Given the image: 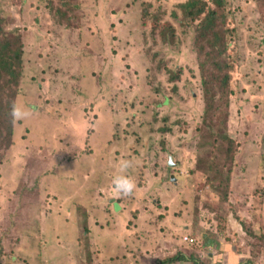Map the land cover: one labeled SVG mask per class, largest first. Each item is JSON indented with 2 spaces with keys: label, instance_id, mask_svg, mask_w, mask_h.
<instances>
[{
  "label": "rangeland",
  "instance_id": "1",
  "mask_svg": "<svg viewBox=\"0 0 264 264\" xmlns=\"http://www.w3.org/2000/svg\"><path fill=\"white\" fill-rule=\"evenodd\" d=\"M189 1L0 0V50L18 37L23 59L0 90L29 113L0 152V264H97L94 230L100 264H131L140 236L175 238L182 264L222 246L264 264V0Z\"/></svg>",
  "mask_w": 264,
  "mask_h": 264
},
{
  "label": "trees",
  "instance_id": "2",
  "mask_svg": "<svg viewBox=\"0 0 264 264\" xmlns=\"http://www.w3.org/2000/svg\"><path fill=\"white\" fill-rule=\"evenodd\" d=\"M199 3L200 2L198 0H190L189 3L187 5H183L182 8H184L186 11H189L190 14H192L194 16H201L204 14V9H202L196 13L191 11L192 9H195ZM203 30H205V29H203ZM12 36H15V35H12ZM21 45L22 44H21L20 38L17 37V38H15V41L12 44H9V46L4 47L0 50V79H5L8 83H11L13 86H16V84L18 83V80L21 76V68H22V63H23L22 46ZM13 46H14V48H13ZM5 97L8 98V93L0 90V152L2 151V149H6L9 147V145H10L9 140H10V138L13 137V130H11V128L13 127V125H12L13 120H12V117L10 115V110H11V106H12V98H10V100L8 101V107L9 108H6L5 107L6 106ZM14 102H15V100H14ZM100 166H101V164L98 163V164H96L95 168H99ZM91 172H93V171H91ZM118 203L122 207L121 202H117V203L114 202L112 204V207H110V205H109V207L111 209L110 212H107V211L106 212H98L97 208L94 207L93 210H95V212L97 214L96 220L101 223V218H102L101 214L106 215V219L111 218L113 220L114 217L118 216V215H115V213L117 214L118 211L120 210V208H118V206L120 207V205ZM103 204L104 203L102 201H100V203L98 205L103 206ZM115 205H116L117 209H115ZM87 214H89V213H87ZM92 214H94V211L92 212ZM0 215H2L4 217L6 215V213L0 212ZM102 230L105 231V234L108 233L109 235H111L110 232L113 231V229H111L109 227H102ZM107 242H109V240ZM184 258H185V256L183 254L177 253L174 256L166 257L160 261L152 262L151 264H170V263L175 262V261H180ZM193 264H199V263L194 262ZM214 264H218V263L216 262Z\"/></svg>",
  "mask_w": 264,
  "mask_h": 264
},
{
  "label": "crops",
  "instance_id": "3",
  "mask_svg": "<svg viewBox=\"0 0 264 264\" xmlns=\"http://www.w3.org/2000/svg\"><path fill=\"white\" fill-rule=\"evenodd\" d=\"M118 208L120 207L118 206ZM94 232H96V235L94 236V241H96V244L94 246V259L97 258V261H98L97 264H100V262H103L104 260H107V259H109V261H113L112 258H114L113 257L114 249L112 248L111 250H106L107 252L103 251L102 244H101L102 235L101 233H99L98 230H94ZM188 232L189 230H185L186 234H188ZM110 234L112 238L109 240V242H105V239H104V243L107 246L108 245L111 246L113 242L117 243L120 240L124 241L125 233H120L118 231L116 232L111 231ZM185 236H188V235H185ZM176 241L177 240H175V238H171V237L168 238V236L153 237V238L152 236L150 237L148 236V239H145V240L143 239V237L140 236V238L136 240V243H138V246L141 247V249L138 250L140 254H139V257H136L135 259H133V261H131V264H134L136 260L138 261V264H144L145 262L146 264H151L152 262L160 261L166 257L172 256L173 254H175V253H172V250H177V247L180 244L179 241L177 242ZM97 250H99V252ZM181 250L182 252H184L182 254L185 256V258L180 261L172 262L170 264H182L181 262L183 261L188 262L186 260H188L189 256L185 254L186 251H183V248ZM235 251L236 249L230 250L226 246H222L218 250H216L217 256L221 258L222 264H240L243 260L242 259L243 257L240 255V253H237ZM219 252L221 254H219Z\"/></svg>",
  "mask_w": 264,
  "mask_h": 264
},
{
  "label": "clouds",
  "instance_id": "4",
  "mask_svg": "<svg viewBox=\"0 0 264 264\" xmlns=\"http://www.w3.org/2000/svg\"><path fill=\"white\" fill-rule=\"evenodd\" d=\"M28 114H29L28 111H26L23 106L17 105L15 102L12 104L11 110H10V115H11L12 120L14 122L17 120L24 119L25 117L28 116ZM130 167H131L130 161H127V160L122 161L120 163L121 174L114 175L112 177V181H111L115 190L123 196L131 195L134 191V183L132 182V180L127 175L123 174ZM185 237H189V238L194 239L193 237H190V236H184V238H183L184 241H186L188 243L194 242V241L189 242V241L185 240Z\"/></svg>",
  "mask_w": 264,
  "mask_h": 264
},
{
  "label": "built area",
  "instance_id": "5",
  "mask_svg": "<svg viewBox=\"0 0 264 264\" xmlns=\"http://www.w3.org/2000/svg\"><path fill=\"white\" fill-rule=\"evenodd\" d=\"M185 240H187V241H189V242H193V241H194V239L189 238V237H185Z\"/></svg>",
  "mask_w": 264,
  "mask_h": 264
}]
</instances>
